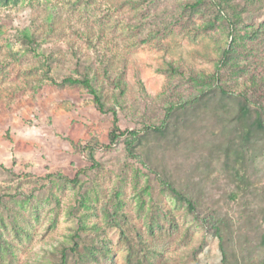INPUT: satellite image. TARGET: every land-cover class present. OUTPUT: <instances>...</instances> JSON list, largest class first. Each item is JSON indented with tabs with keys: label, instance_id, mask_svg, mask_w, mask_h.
Wrapping results in <instances>:
<instances>
[{
	"label": "rangeland",
	"instance_id": "1",
	"mask_svg": "<svg viewBox=\"0 0 264 264\" xmlns=\"http://www.w3.org/2000/svg\"><path fill=\"white\" fill-rule=\"evenodd\" d=\"M241 96L264 124V0H0V264H263Z\"/></svg>",
	"mask_w": 264,
	"mask_h": 264
},
{
	"label": "trees",
	"instance_id": "2",
	"mask_svg": "<svg viewBox=\"0 0 264 264\" xmlns=\"http://www.w3.org/2000/svg\"><path fill=\"white\" fill-rule=\"evenodd\" d=\"M63 83H67L71 85H79L83 87L84 89L87 90V92L93 98L99 110L102 109V104L100 103V98L98 96V93L89 79L87 78L85 79L67 78V79H64ZM112 116H113V124H112V131L109 137L110 142H114L117 138L125 134H128L131 137L137 136L135 132L127 133V131H121L116 125L115 113L113 111H112ZM235 120H236V126L238 130L243 136H248L252 129H257V130L264 129V124H263V120H262V116L260 112L253 110V107L250 101L245 96L240 97L239 104H238V112L236 114ZM153 131L157 132L158 129L154 128ZM239 179H241L240 176H239ZM166 185H167V189L171 192V194L174 195L176 199L185 201L189 212H193L194 207L192 203L190 202V200H188L183 195H181V193L177 192L171 185L169 184H166ZM241 190H244V189H241ZM65 261H66V254L65 252H63L60 256V262L58 264H65Z\"/></svg>",
	"mask_w": 264,
	"mask_h": 264
}]
</instances>
